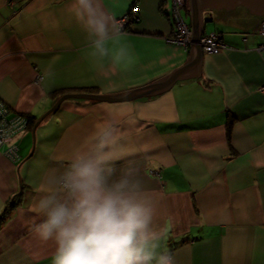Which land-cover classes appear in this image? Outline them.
I'll return each instance as SVG.
<instances>
[{
	"label": "crops",
	"instance_id": "1",
	"mask_svg": "<svg viewBox=\"0 0 264 264\" xmlns=\"http://www.w3.org/2000/svg\"><path fill=\"white\" fill-rule=\"evenodd\" d=\"M70 2L0 0V100L35 125L63 95L141 88L190 57L191 46L171 41L172 0H102L118 22L130 18L121 31L135 59L106 78ZM204 17L211 20L204 35L221 34L226 48L202 53L201 76L134 101L66 99L15 138L19 159L0 148V264H51L52 243L32 231L42 220L30 210L36 185L103 127L128 153L117 167L131 161L139 169L160 250L175 264H264V38L257 32L264 14L239 5L204 8Z\"/></svg>",
	"mask_w": 264,
	"mask_h": 264
},
{
	"label": "clouds",
	"instance_id": "2",
	"mask_svg": "<svg viewBox=\"0 0 264 264\" xmlns=\"http://www.w3.org/2000/svg\"><path fill=\"white\" fill-rule=\"evenodd\" d=\"M67 10L87 34L102 76L130 70L134 53L102 0H71ZM127 155L103 127L74 148L66 166L40 178L30 210L42 220L32 231L52 243L51 264H175L160 250L153 197L139 169L131 161L116 165Z\"/></svg>",
	"mask_w": 264,
	"mask_h": 264
},
{
	"label": "water",
	"instance_id": "3",
	"mask_svg": "<svg viewBox=\"0 0 264 264\" xmlns=\"http://www.w3.org/2000/svg\"><path fill=\"white\" fill-rule=\"evenodd\" d=\"M190 26L192 32L191 54L187 63L173 71L164 78L143 86L141 88L125 91L115 95L95 94V93H72L63 95L56 104L45 114L35 125L37 126L47 115L56 110L63 101L69 98L89 99L110 103H120L134 101L140 98L157 95L170 89L178 79L201 76L202 73V53L201 39L205 33L206 25L211 20L204 17V8H235L243 5L251 8L253 13L264 14V0H189ZM34 130V131H35Z\"/></svg>",
	"mask_w": 264,
	"mask_h": 264
},
{
	"label": "built area",
	"instance_id": "4",
	"mask_svg": "<svg viewBox=\"0 0 264 264\" xmlns=\"http://www.w3.org/2000/svg\"><path fill=\"white\" fill-rule=\"evenodd\" d=\"M189 0H172L171 13L168 16L172 20L175 31L171 41L188 50L192 43V32L190 26L186 22L183 12L189 10ZM134 19H138L137 15ZM130 23L129 18L119 20V24L124 27ZM260 36L264 38V21H262L257 29ZM201 46L205 53L219 54L226 48L222 35L216 32L206 34L201 39ZM264 49V45L260 47ZM264 91V86L262 87ZM29 130L28 114L15 112L10 104L0 100V148L7 146L6 154L13 160L19 159L18 145L12 144L15 138Z\"/></svg>",
	"mask_w": 264,
	"mask_h": 264
},
{
	"label": "trees",
	"instance_id": "5",
	"mask_svg": "<svg viewBox=\"0 0 264 264\" xmlns=\"http://www.w3.org/2000/svg\"><path fill=\"white\" fill-rule=\"evenodd\" d=\"M129 20H130V18H129ZM132 21H137L136 19H132ZM130 23H131V20H130ZM94 91V90H93ZM35 125V121H34V117L33 116H30L29 117V129L30 128H33V126ZM20 195L18 194L17 196H16V198H18ZM15 204L13 203V202H10L9 204H8V207L9 206H14ZM8 209V208H7ZM6 212H7V210H6ZM2 219H3V217L2 218H0V223H1V221H2Z\"/></svg>",
	"mask_w": 264,
	"mask_h": 264
},
{
	"label": "rangeland",
	"instance_id": "6",
	"mask_svg": "<svg viewBox=\"0 0 264 264\" xmlns=\"http://www.w3.org/2000/svg\"><path fill=\"white\" fill-rule=\"evenodd\" d=\"M183 16L185 17V19H186V22L187 23H190V17L188 16V15H185V12L183 13ZM204 36V35H203ZM263 87V86H262ZM262 87L260 88V91L264 94V91H262Z\"/></svg>",
	"mask_w": 264,
	"mask_h": 264
},
{
	"label": "bare ground",
	"instance_id": "7",
	"mask_svg": "<svg viewBox=\"0 0 264 264\" xmlns=\"http://www.w3.org/2000/svg\"><path fill=\"white\" fill-rule=\"evenodd\" d=\"M204 52V51H203ZM205 53V52H204Z\"/></svg>",
	"mask_w": 264,
	"mask_h": 264
}]
</instances>
